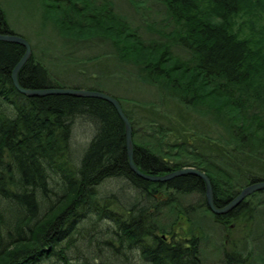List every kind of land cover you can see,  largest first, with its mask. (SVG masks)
Segmentation results:
<instances>
[{"label":"trees","instance_id":"obj_1","mask_svg":"<svg viewBox=\"0 0 264 264\" xmlns=\"http://www.w3.org/2000/svg\"><path fill=\"white\" fill-rule=\"evenodd\" d=\"M124 1L134 15L115 0H37L44 28L37 34L96 54L103 53L98 43L106 44L111 53L103 54L131 66L138 88L155 90L152 100L140 90L118 96L100 82L62 81L48 67L45 43L36 48L15 32L0 7V33L22 35L31 48L18 83L111 94L132 125L135 165L151 175L200 169L212 184L213 204L222 207L264 179V55L251 47L264 42L240 38L231 20L262 15L264 0H150L159 12L149 0ZM24 50L0 40V264H264L253 229L243 228L239 243L227 237L233 223L245 227L259 217L264 201L255 195L264 190L216 215L201 177H139L128 166L125 124L112 103L17 91L10 75ZM141 50L159 54L134 58ZM94 51L80 58L92 59ZM164 98L198 115L213 135L191 125L178 135L158 110ZM77 129L87 136L79 150L71 142ZM179 215L188 218L183 234L174 228Z\"/></svg>","mask_w":264,"mask_h":264},{"label":"rangeland","instance_id":"obj_2","mask_svg":"<svg viewBox=\"0 0 264 264\" xmlns=\"http://www.w3.org/2000/svg\"><path fill=\"white\" fill-rule=\"evenodd\" d=\"M115 2L122 13H127V11L130 10L129 6H126L124 0H115ZM36 4L37 0H0V7L15 32L23 33L30 39H33L36 48L39 46L38 42H41V44L45 43L47 50L44 51L45 54L43 53L44 58L49 64L48 67L50 68V71L55 74V76L60 77L59 79L64 82H68L76 86L78 84H82L81 86H83L88 84L92 85V82H100L106 92L114 93L118 96L126 95V92L135 93L137 90H140L141 94L138 96H147L151 100L155 97V90L153 88L146 86L138 88L140 84L138 81H135L132 74L129 72V67L131 66L126 67L122 62L115 60L113 55L103 54L110 50L108 48L105 50L106 44L98 43L104 50H101V52H103L102 54H96L94 50H91L94 51L92 52L93 54H90L92 55L90 56L92 59H81V55L84 57L89 52L91 53V51L87 50V45H84V47L83 45L77 44V50H73L71 42L62 41L61 38H58V36L51 39L50 36H46L43 39H40L37 33L42 32L44 28L41 27L38 21L40 20V16L35 8ZM149 4L159 12V9L152 5L150 0ZM129 14L134 15L131 10ZM231 20L234 23V32H236L240 38H248V40L251 39L252 42H264V32L262 31L264 29V13L259 16L257 15V12L253 14H246L245 16H242V14H236L233 18H231ZM138 23L139 21L136 25ZM152 36L157 38L153 34ZM152 36L150 35V37ZM54 39H56V41H54ZM251 47L257 56L259 52L263 53L261 54L262 56L264 55V46H259L257 48L253 46ZM78 53L79 55H77ZM153 54L158 55L159 53L153 51L149 52L146 50H141L140 52L134 51L132 53L136 59H148L150 58L149 56H152ZM261 72L264 75V69L261 70ZM148 90L151 94H149ZM210 99L214 98L210 97ZM157 107L160 112H166L169 115V121L173 123L175 131L178 135L182 134V132L190 133L188 125H191L192 129L197 132L205 131V133L213 135L212 131L203 125L202 120H200L198 115H196V117L188 115L170 100L164 98V102ZM85 135V132L81 131V129L75 130L74 133H72V146L78 150L80 149V146L84 148L87 142V136ZM255 197L261 198L264 201V192H256ZM258 209H260L258 210L259 217L254 219L252 222L247 223L249 226L246 224V228L242 225V223L238 224V222L236 225L233 223L231 226L232 231H230V234L228 233L227 237L229 239H235L236 242L239 243L241 236H245V233L243 234V230L245 229L247 232L248 230L253 229L254 232H252V235L257 236V239L253 244L255 250L254 252L257 257H262L261 255L264 256V204ZM174 228L179 231V233L183 234V231L189 229L188 218L179 215V220ZM248 244L250 243L247 242L246 246L250 248Z\"/></svg>","mask_w":264,"mask_h":264},{"label":"water","instance_id":"obj_3","mask_svg":"<svg viewBox=\"0 0 264 264\" xmlns=\"http://www.w3.org/2000/svg\"><path fill=\"white\" fill-rule=\"evenodd\" d=\"M0 40L6 41V42H14L18 44H22L25 48L24 53L21 57V59L15 64V66L12 69L11 72V80L12 85L15 86L18 92L21 94H25L27 96H45L47 94H62V95H72L74 97H94V98H101L108 103H112L114 108L116 109L117 114H119L120 118L123 121V124H125V145H126V154L128 156V166L131 168L133 172H135L139 177L149 179L151 181H166L169 178L177 177V175H184V174H194L198 177H201V179L204 182L205 185V197H206V205L208 206L210 212L216 214V215H222L223 213H226L233 209V207L237 206L245 197L252 194L254 191L264 190V179L259 181H254L253 183L247 184L237 193L235 197L232 198L228 203L224 204L222 207H217L213 204V195H212V184L210 182V179L207 174H205L204 171L198 170L195 167L188 166L184 168L177 169V171H171L165 175H151L148 173H143L138 166L135 165L133 159V148L134 145L132 144V125L130 124L129 119L126 117L125 113H123L122 106L118 102V100L112 96L111 94L105 93L103 91H97L93 89H84V88H73V87H49V88H26L22 87L18 83V75L17 73L22 68L24 63L29 59L31 56V48L30 44L27 42V40L21 35L15 34V33H0Z\"/></svg>","mask_w":264,"mask_h":264}]
</instances>
